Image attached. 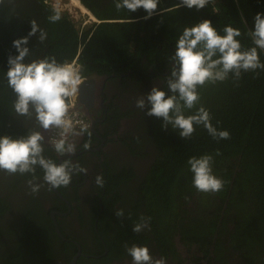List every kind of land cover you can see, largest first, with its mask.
Wrapping results in <instances>:
<instances>
[{
	"label": "trees",
	"instance_id": "trees-1",
	"mask_svg": "<svg viewBox=\"0 0 264 264\" xmlns=\"http://www.w3.org/2000/svg\"><path fill=\"white\" fill-rule=\"evenodd\" d=\"M79 2L94 15L97 22L88 27H77L67 12L56 13L42 0L35 6L42 9L40 11L45 18L39 22L40 28L47 34L42 46V59L54 57L60 64L74 61L82 78L93 73L116 76L137 69L147 73L149 68L152 73L147 75V79L156 78L166 69L169 75L172 67L170 57L183 29L205 19L212 22L220 35H224L223 29L229 25L239 29L241 36L237 39L242 50H246L254 46L250 36V30H254V17L257 13H264V0H210L200 11L185 7L177 9L175 6L179 0H160L157 12L150 19H144L147 13L143 9L134 13L124 9L118 11L114 0ZM56 14L60 15V19L51 22L50 17ZM8 21L3 25L7 26V30L13 26V22ZM22 24V20L18 19L17 29ZM6 49L9 52L8 45ZM258 55L264 63V50L258 49ZM7 61L0 58V136L14 139L26 134L20 127L3 123L13 116L16 100V94L8 86L6 78ZM161 80V88L167 91L164 78ZM198 92L200 102L197 107L206 108L213 126L218 130H227L230 138L214 140L201 125L196 126L191 139L182 140L171 126L166 131L162 130V119L150 117L151 123L162 133V148L146 192L151 193L154 199H166L175 194L179 198L182 194L181 182L193 179L187 161L193 156L212 155L213 174L224 181L223 189L215 194L221 203L226 200L224 212L228 217L221 220L220 238L214 245L215 260L221 263L264 264V70L242 72L238 81L230 75L224 82L199 87ZM194 111L186 110L185 115ZM217 152L220 155H216ZM234 167H237L235 172ZM194 190V186L189 184L185 193ZM6 207L0 198V215ZM104 207L106 209V204ZM222 209L223 204H218L216 214L206 226V236L214 233ZM103 219L101 217L100 221ZM23 220L21 226L14 230L0 231V235L10 240L9 245L0 242V264H36L37 258L41 263L48 264L52 254H56L52 250L56 241L70 246L72 253L75 251L73 245L57 237L52 226L37 227L28 215ZM229 223L233 224L232 228L228 227ZM198 229L194 227L187 233L193 234V243L202 247L210 239L201 238L202 231ZM100 231L103 233L102 228ZM123 237V234H117L111 248L109 239H105L108 252L101 258L81 257L77 263L100 264L121 257L123 250L118 243L125 240ZM83 251L86 250L83 248ZM102 253V248L96 252L97 255Z\"/></svg>",
	"mask_w": 264,
	"mask_h": 264
},
{
	"label": "flooded vegetation",
	"instance_id": "flooded-vegetation-1",
	"mask_svg": "<svg viewBox=\"0 0 264 264\" xmlns=\"http://www.w3.org/2000/svg\"><path fill=\"white\" fill-rule=\"evenodd\" d=\"M39 1L3 0L0 4L2 60L7 61L10 52L12 56L18 55L13 47V41L25 37L28 38L26 47L30 51L24 63L42 59L44 42L39 40V32L29 36L31 22L36 19L40 27L39 22L42 18L45 19L40 11L42 9L35 6ZM42 2L49 5L46 0ZM52 9L56 13H63ZM18 19L23 22L19 29ZM6 20H9V23L13 22V26L8 30L5 28L7 26H3ZM7 45L9 52L6 49ZM151 73L152 69L149 68L147 73L137 69L116 76L93 73L84 77L91 79L93 83L87 85L86 88L90 90L85 91L86 101L79 106L85 108L93 117V124L87 118V129L74 130L76 132L83 130L82 135L73 136L71 133L67 138L75 141L77 145V151L73 156H61L54 151L52 145L48 143L54 128L42 129L35 119V112L31 106L27 117L20 116L14 111L9 121H3L6 125L20 127L25 131V136L30 131L41 132L45 138L46 158L57 164L71 160L72 163L81 165L87 172L73 175L67 187L50 188L43 180V170L37 167L35 172L37 179L34 183L43 186L38 193L33 194L28 186V181L33 179L32 174L13 175L0 170V198L2 203L8 206L0 215V231L6 232L20 227L24 222V216L28 215L35 226L40 228L42 225L52 226L56 234V222L66 240H62L56 234L57 237L62 242L73 245L75 251L72 253L73 249L70 246H63L56 241L52 249L56 254H52L48 264H70L79 250L81 254L77 260L81 257L101 258L108 252L105 239H109L111 248L117 234L124 235L125 240L118 243L123 255L100 264H133L132 257L126 251V246L131 247L133 244L147 246L154 258H166L167 264H234L218 262L213 254L215 241L220 238L218 231L221 220L228 219L224 212L226 200L221 203L215 193L199 192L195 187L194 192L186 194L189 184L193 186V179L181 182L182 194L179 198L178 194H175L166 199H154L150 196L151 193L146 192L149 190L148 183L160 156L162 133L151 123L150 116L145 115L148 109L141 111L136 108L135 101L139 96L147 95L153 86L161 88V78L167 77L169 70L166 69L156 78L147 79V75ZM103 77L106 79H101ZM85 143L90 145L88 149L83 147ZM236 170L237 167H234V172ZM97 175L103 176L102 188L95 184ZM218 204H223V209L219 213L214 233L206 236V226L209 225L210 218L216 214ZM118 209L124 210L122 219H117L114 214ZM141 216L150 217V228L134 233L132 228L139 222ZM101 217L104 218L103 221H100ZM194 227L202 231L201 238L210 239L202 247L193 243L191 238L193 234L187 233ZM228 227L232 228L233 224L229 223ZM101 228L103 233L100 231ZM0 242L10 244L5 235H0ZM83 248L88 252L83 251ZM101 248L102 255H97L96 252ZM63 249L66 252H62ZM92 253L94 255H91ZM67 255L70 256L69 259ZM77 260L75 264H93L81 261L77 263ZM40 263V258H37L36 264Z\"/></svg>",
	"mask_w": 264,
	"mask_h": 264
},
{
	"label": "clouds",
	"instance_id": "clouds-1",
	"mask_svg": "<svg viewBox=\"0 0 264 264\" xmlns=\"http://www.w3.org/2000/svg\"><path fill=\"white\" fill-rule=\"evenodd\" d=\"M3 0H0V4ZM160 0H114L115 8L128 12H136L143 9L147 15L144 19H150L157 12ZM210 0H179L175 6L177 9H204ZM81 4V3H80ZM83 6V5H82ZM60 15L50 17L51 22H57ZM97 20V19H96ZM39 32V40L44 42L46 32L41 29L36 21L31 22L29 36ZM224 35L218 34L210 20L185 27L178 37L175 52L170 57V74L164 78L167 91L158 86H153L147 95L139 96L135 101V107L144 111L145 115L162 119V130L171 126L178 132L180 139H191L196 126H203L214 140H227L230 133L227 130H218L211 123L210 112L203 106L197 107L200 102L199 87L206 84H216L226 81L231 75L235 81L241 78L242 72L264 70L258 49L264 50V13H257L254 17V30H250L253 47L242 50L241 42L237 39L241 36L239 29L226 26ZM28 38L13 41V47L18 55L8 57V71L6 78L8 86L16 94L14 110L27 117L30 106L35 112V119L44 130L58 129L56 138L50 139L54 151L61 156H73L77 151L75 141L66 139L69 131L73 136L82 135L83 130H72L71 122L67 119L69 114V97L75 96V111L77 110V91L82 83L80 71L71 64H60L53 57L33 60L24 63L29 55ZM185 115L186 110L191 111ZM84 116V115H83ZM86 119L87 117L84 116ZM88 120V119H87ZM45 138L39 131H30L27 136L13 139L9 136H0V170L9 174H32L33 179L28 181L31 193H38L43 186L34 183L37 179L35 172L37 167L43 170V180L50 188L67 187L72 176L87 170L78 163L65 160L57 164L44 155ZM88 149L90 145H83ZM216 155H220L219 152ZM212 155H202L199 158L193 156L187 163L193 174V186L199 192L215 193L224 187V181L213 174ZM95 184L102 188L104 179L102 175L95 177ZM117 219L124 217V210L115 211ZM150 228V217L141 216L132 231L140 233ZM128 255L132 257L133 264H167L166 258H154L147 246H126Z\"/></svg>",
	"mask_w": 264,
	"mask_h": 264
},
{
	"label": "built area",
	"instance_id": "built-area-1",
	"mask_svg": "<svg viewBox=\"0 0 264 264\" xmlns=\"http://www.w3.org/2000/svg\"><path fill=\"white\" fill-rule=\"evenodd\" d=\"M48 2V4L54 8V10L59 11V12H67L66 7V3H60L58 0H46ZM79 3V0H78ZM68 13V12H67ZM69 64L73 65L74 67L77 68V65L75 64L74 61L70 62ZM69 114L67 119L70 120L71 122V126H72V130H76V129H87L88 128V120L79 112L75 111L74 106H75V96L69 97ZM58 129H53L51 132V137L50 139L56 138L59 134ZM72 132L69 131L66 135V139L69 137V135Z\"/></svg>",
	"mask_w": 264,
	"mask_h": 264
},
{
	"label": "rangeland",
	"instance_id": "rangeland-1",
	"mask_svg": "<svg viewBox=\"0 0 264 264\" xmlns=\"http://www.w3.org/2000/svg\"><path fill=\"white\" fill-rule=\"evenodd\" d=\"M58 1L60 3H64V2L66 3V6L64 7H66L67 9L68 12L67 14L69 15L70 19H72L75 22L77 27H81V28L88 27L91 23L97 22L96 18H94L93 15L80 4V2L74 5L72 0H58Z\"/></svg>",
	"mask_w": 264,
	"mask_h": 264
},
{
	"label": "water",
	"instance_id": "water-1",
	"mask_svg": "<svg viewBox=\"0 0 264 264\" xmlns=\"http://www.w3.org/2000/svg\"><path fill=\"white\" fill-rule=\"evenodd\" d=\"M101 79H104V77L103 78H101ZM100 79V80H101ZM106 79V78H105ZM104 79V80H105ZM104 80H103V82H104ZM102 82V81H101ZM101 82L99 83V85L101 84ZM93 83V81L91 80V79H89V78H82V83L79 85V87H78V91H77V93H76V95H77V110L78 111H80L81 113H83L90 121H91V123L93 124V117L87 112V110L85 109V108H80V106L79 105H81V103L83 104V101H86V90H90V89H88V88H86L87 87V85H91ZM102 87V86H101ZM100 87V88H101ZM55 231H56V234L62 239V240H66L64 237H63V235H62V233L60 232V230L58 229V227H57V223L55 222ZM76 245H77V243H76ZM78 246V245H77ZM79 247V246H78ZM80 254H81V252H80V250H79V252L72 258V260H71V262H70V264H75L76 263V260H77V258H78V256H80Z\"/></svg>",
	"mask_w": 264,
	"mask_h": 264
},
{
	"label": "bare ground",
	"instance_id": "bare-ground-1",
	"mask_svg": "<svg viewBox=\"0 0 264 264\" xmlns=\"http://www.w3.org/2000/svg\"><path fill=\"white\" fill-rule=\"evenodd\" d=\"M72 2L74 3V5H76L77 3H78V0H72ZM71 3V2H70ZM72 4V3H71ZM79 9H80V7H79ZM81 12H83V11H81ZM91 17V16H90ZM92 18V17H91ZM93 19V18H92Z\"/></svg>",
	"mask_w": 264,
	"mask_h": 264
}]
</instances>
